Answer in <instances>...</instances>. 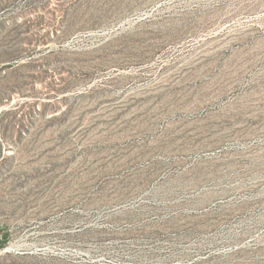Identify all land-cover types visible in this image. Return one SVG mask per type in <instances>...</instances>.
<instances>
[{
  "label": "rangeland",
  "instance_id": "obj_1",
  "mask_svg": "<svg viewBox=\"0 0 264 264\" xmlns=\"http://www.w3.org/2000/svg\"><path fill=\"white\" fill-rule=\"evenodd\" d=\"M0 264H264V0H0Z\"/></svg>",
  "mask_w": 264,
  "mask_h": 264
}]
</instances>
